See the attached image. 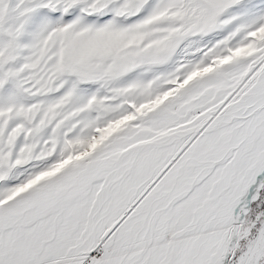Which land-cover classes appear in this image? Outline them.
<instances>
[{
  "label": "snow or ice",
  "instance_id": "1",
  "mask_svg": "<svg viewBox=\"0 0 264 264\" xmlns=\"http://www.w3.org/2000/svg\"><path fill=\"white\" fill-rule=\"evenodd\" d=\"M0 264H264V0H0Z\"/></svg>",
  "mask_w": 264,
  "mask_h": 264
}]
</instances>
